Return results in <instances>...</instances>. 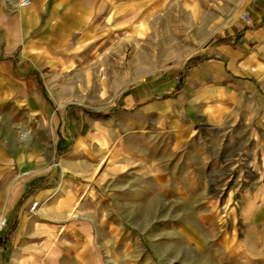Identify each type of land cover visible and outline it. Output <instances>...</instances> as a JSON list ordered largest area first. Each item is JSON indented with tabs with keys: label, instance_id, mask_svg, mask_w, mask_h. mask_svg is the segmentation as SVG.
I'll return each mask as SVG.
<instances>
[{
	"label": "crops",
	"instance_id": "obj_1",
	"mask_svg": "<svg viewBox=\"0 0 264 264\" xmlns=\"http://www.w3.org/2000/svg\"><path fill=\"white\" fill-rule=\"evenodd\" d=\"M19 1L0 0V212L9 220L0 236V264H116L121 255L132 256L135 234L120 233L119 219L105 218L103 196H98L102 180L95 190L89 181L104 160L114 165L112 174L131 175L123 188L141 193L136 201L145 210L152 208L153 194L165 207L232 204L233 190L225 188L214 191L225 192L221 200L205 199L207 187L192 179L196 171L181 181L179 177L188 174L181 173L188 170H179L177 163L161 174L166 179L156 190L129 183L136 177V150L143 152L139 160L151 161L155 144L166 159L177 162L183 152L200 154L205 127L215 132L251 129L259 135L255 140L264 141V0H259V10L246 5L253 14L251 25L212 38L202 57L180 75L170 71L155 83L122 94L119 104L135 110L132 123L145 126L142 115L159 118V140H108L105 129L93 136L95 123L106 129L109 125L52 104L43 69L67 62L59 50L115 32L119 19L134 14V2L145 0H30L24 6L16 4ZM94 195V205H89ZM93 208L95 231L88 233V224L72 219L74 213L87 214ZM256 222L254 229H259ZM202 225L192 216L177 219L170 230L176 234V246H197L200 234H207ZM57 226L63 233L57 238L61 245L54 248ZM248 243L232 242L231 232L223 235L214 245L215 264H262L259 242H251V247ZM144 254L150 263L151 252Z\"/></svg>",
	"mask_w": 264,
	"mask_h": 264
},
{
	"label": "rangeland",
	"instance_id": "obj_2",
	"mask_svg": "<svg viewBox=\"0 0 264 264\" xmlns=\"http://www.w3.org/2000/svg\"><path fill=\"white\" fill-rule=\"evenodd\" d=\"M246 5L259 10V0L136 1L134 14L119 19L115 32L109 31L102 38H89L58 51L68 58L67 62L57 64L54 69L51 66L43 68L49 78V99L57 108L109 125L106 129L101 123H95L93 136L105 129L108 140L114 137L142 140L147 136L150 140H159L160 130L155 124L159 118L142 115L139 119L145 122V126L137 121L132 123L135 119L131 115L135 110L121 106L120 97L134 86L157 82L170 71L180 75L202 57L212 38L225 34L229 28L251 25L253 14ZM243 13H248L251 20H245ZM202 133L205 140L199 147L200 154L189 152L185 156L186 152H183L177 162L166 159L155 149L158 148L155 144H152L151 161L139 160L143 152L136 150V177L129 184H144L156 190L160 181L166 179L161 174L171 171L177 163L179 170H188L181 173H188L187 177H179L181 181L190 179L189 174L196 171L192 179L207 187L203 194L205 199L215 196L221 200L225 192L215 193L217 187L233 190L231 205L212 201L208 206L199 203L196 208L165 207L158 194H153L152 208L145 210L143 203L136 201L142 198V194L130 193L123 188L128 180L133 179L128 172L119 177L112 174L114 165L110 160H104L94 170L89 181L95 190L97 180H102L98 185V196H103L105 218L114 216L119 219V232L132 233L136 237L134 254L121 255L116 264H146L144 253L150 252L148 264H215L214 245L230 232L232 242L248 241L247 246L251 247V242L258 241L259 260L264 264V141L254 139L259 137L255 130L239 127L222 132L205 127ZM209 137L214 140H208ZM256 187L259 191L252 192L251 189ZM243 189L247 191H239ZM87 201L94 205L95 195ZM170 204L175 202H168ZM94 208L88 209L87 214L78 210L79 213L73 214L72 222H85L88 233H94ZM144 213H148L146 219ZM191 216L203 222L207 234H200L202 240L198 247L187 245L182 249L176 246V234L170 230L177 219L185 221ZM256 221H259V229H254ZM53 232L55 248L61 245L57 238L63 233V227L57 226Z\"/></svg>",
	"mask_w": 264,
	"mask_h": 264
},
{
	"label": "built area",
	"instance_id": "obj_3",
	"mask_svg": "<svg viewBox=\"0 0 264 264\" xmlns=\"http://www.w3.org/2000/svg\"><path fill=\"white\" fill-rule=\"evenodd\" d=\"M29 2L30 0H21L18 2V4L20 6H24V5H27ZM242 17L247 21L251 20L250 15L248 13H243ZM37 206H38V202H34L33 205L31 206V210L35 209ZM7 224H8V218L6 214L3 211H1L0 212V236H1V233L5 230Z\"/></svg>",
	"mask_w": 264,
	"mask_h": 264
}]
</instances>
